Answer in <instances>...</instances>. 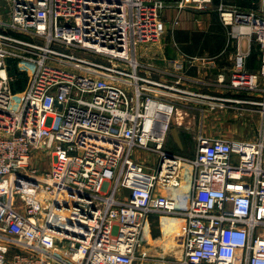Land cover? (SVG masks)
Instances as JSON below:
<instances>
[{"label": "built area", "instance_id": "built-area-1", "mask_svg": "<svg viewBox=\"0 0 264 264\" xmlns=\"http://www.w3.org/2000/svg\"><path fill=\"white\" fill-rule=\"evenodd\" d=\"M212 1L0 0V264H135L150 215L179 221L181 257L164 264H264V0L217 5L235 53L211 82L260 100L194 92L180 64L137 58L166 9ZM242 43L258 46V73L245 70ZM13 63L26 77L19 92ZM231 101L258 108L253 140L199 132L192 157L165 150L172 120L187 115L178 105ZM40 150L46 171L31 164Z\"/></svg>", "mask_w": 264, "mask_h": 264}, {"label": "crops", "instance_id": "crops-1", "mask_svg": "<svg viewBox=\"0 0 264 264\" xmlns=\"http://www.w3.org/2000/svg\"><path fill=\"white\" fill-rule=\"evenodd\" d=\"M164 1L172 5L177 0ZM219 3L234 5L245 9L252 7L251 2L248 0H214L205 12H198L191 9L177 11L175 8L170 7L162 14L163 30L165 33L168 31L169 35H167L165 40L156 45V49L150 54V57L144 53H140L137 57L138 61L141 64L152 66L157 70H171L172 62L180 64L187 79L193 80V82L186 81L183 83L184 87L197 93L213 94L238 101L260 100L262 97L261 92L246 94L244 92L227 91L221 88L213 89V86H211V82L215 80L219 73H222L225 77L230 73L235 53V42L230 41L229 37L226 40L225 37L222 40L215 39L214 42L212 39H200L202 33L204 37L216 36L221 31L223 34L221 33L220 36L227 33V29L222 26L218 12L216 11ZM200 21L202 22L203 29L202 31H196L200 28ZM241 46L242 50L247 53L245 70L250 73H258L260 70L258 46L254 43L249 48L245 43H242ZM141 48L142 46L138 50H141ZM226 50L228 51L226 52ZM222 56H226L229 60L227 61V67L226 65L221 66ZM192 58L200 59V62L195 61L191 63L190 59ZM155 78L164 79L167 78V75H158ZM196 81L200 83H196ZM260 85L262 86L260 89L264 88V82L262 83L261 81ZM180 106L185 108L181 109ZM180 106L178 105V114L185 112L189 115L188 113L194 112L197 115L198 123L201 127L200 133L210 139L222 138L229 141H251L256 137L261 126V118L257 111L258 108L248 107L241 103L236 104L231 101V103L226 105V108L215 111L209 110L204 104L188 103L187 105L180 104ZM172 135L174 134L172 133ZM148 217L150 218V216ZM147 223L148 220L146 221V225ZM160 233L161 238H158L155 246L158 248L163 247L164 251L167 252V250L172 248L170 245H173L171 243L173 236L166 235L162 228ZM165 240L168 243H164ZM140 254L143 255V252L141 251Z\"/></svg>", "mask_w": 264, "mask_h": 264}, {"label": "rangeland", "instance_id": "rangeland-1", "mask_svg": "<svg viewBox=\"0 0 264 264\" xmlns=\"http://www.w3.org/2000/svg\"><path fill=\"white\" fill-rule=\"evenodd\" d=\"M207 23V22H206ZM199 29L196 31H202L203 25L202 22H199ZM163 27V26H162ZM165 31L163 30L162 35L160 38L156 41V43L152 45H146L142 46L141 50L137 49V57L138 55L141 54H146L147 56L150 57V54L155 51L156 45L161 43L167 35H169V32L167 31L165 34ZM227 33H230V30L227 29ZM225 33L223 37L226 38L229 37V35ZM228 35V36H227ZM212 41L214 42L215 36H210ZM140 48V47H138ZM228 50H226L227 52ZM224 57V59H223ZM227 59L226 56H222L221 58V66L227 65ZM262 83L264 82V78H260ZM259 79V87H262L260 85L261 81ZM189 115H182L181 118H174L172 120L171 126L169 128L166 141H165V150L170 151L172 153L179 154L181 156L185 157H192L195 151V146H196V136L200 132L201 127L198 123L197 115L192 112L188 113ZM172 133L174 135H172ZM178 137H177V136ZM179 138V139H178ZM48 151L45 150H40V151H34L31 164L33 167H36L40 171H46L50 167L51 163V155L50 153H47ZM139 153L137 154V156ZM140 159L142 160H151L153 161L152 157H149L147 155H140ZM165 218L163 216H151L150 218L148 217V223L147 225L145 224L144 226V231H143V236H142V248L140 251L143 252L141 261H137L135 264H164L162 261L165 260H174L178 261L181 257V243L180 240L176 237H172V242L173 245L171 249L167 250V252L164 251L163 247H157L155 246L156 241L158 238H161V220ZM167 220H170L166 217ZM174 219L171 218V222H173ZM177 233V231H174V234ZM169 239V238H168ZM168 243L167 240L164 241V243ZM176 245V247H175ZM160 255V256H158Z\"/></svg>", "mask_w": 264, "mask_h": 264}, {"label": "trees", "instance_id": "trees-1", "mask_svg": "<svg viewBox=\"0 0 264 264\" xmlns=\"http://www.w3.org/2000/svg\"><path fill=\"white\" fill-rule=\"evenodd\" d=\"M213 1H214V0H213ZM245 1H246V0H245ZM247 3H248V2H247ZM239 6H241V5L239 4ZM221 33H222V31H221ZM221 33H218L214 38H215L216 40H222V39H223V36H220ZM222 34H223V33H222ZM202 38H204V39H210L211 37H210V36H207V37L205 36V37H204V34L202 33V34L200 35V39H202ZM259 56H260V55H259ZM260 64H261V61H260ZM9 74L15 77V81L12 83V90H13L14 92L22 91V90L24 89V87H25V84H26V77H25L24 73L19 72V71L16 69V65H15V63L12 64V67H11V69H10V71H9Z\"/></svg>", "mask_w": 264, "mask_h": 264}, {"label": "bare ground", "instance_id": "bare-ground-1", "mask_svg": "<svg viewBox=\"0 0 264 264\" xmlns=\"http://www.w3.org/2000/svg\"><path fill=\"white\" fill-rule=\"evenodd\" d=\"M176 193V197L177 199L179 198H182L183 195L181 194L180 191H177L175 192ZM179 205H183V199L179 201ZM168 219L170 220H167L166 217L163 218L161 221V228L163 230V232L166 234V235H170V236H174L176 238L179 239V224H178V221L174 219L173 222H171V218L167 217ZM174 231H177V233L174 234ZM173 232V233H172ZM176 247V245H175Z\"/></svg>", "mask_w": 264, "mask_h": 264}, {"label": "water", "instance_id": "water-1", "mask_svg": "<svg viewBox=\"0 0 264 264\" xmlns=\"http://www.w3.org/2000/svg\"><path fill=\"white\" fill-rule=\"evenodd\" d=\"M248 1H250V2H257L258 0H248Z\"/></svg>", "mask_w": 264, "mask_h": 264}]
</instances>
